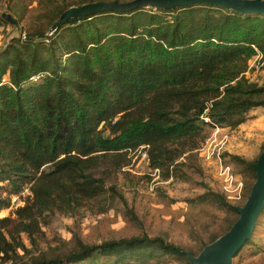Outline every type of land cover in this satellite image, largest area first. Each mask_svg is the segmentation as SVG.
Returning a JSON list of instances; mask_svg holds the SVG:
<instances>
[{
	"label": "trees",
	"instance_id": "16d2710c",
	"mask_svg": "<svg viewBox=\"0 0 264 264\" xmlns=\"http://www.w3.org/2000/svg\"><path fill=\"white\" fill-rule=\"evenodd\" d=\"M98 1L41 0L55 9L53 33L29 32L0 49V212L30 193L15 216L0 218V264H79L95 255L114 257L111 264L189 260L181 246L148 234L42 249V222L47 212L76 213L103 196L95 172L104 163L127 166L145 146L150 166L170 171L199 148L204 116L239 124L245 117L230 116L264 105L255 99L262 88L240 81L264 51V13L193 4L59 22L69 8ZM235 92L241 98L228 95Z\"/></svg>",
	"mask_w": 264,
	"mask_h": 264
},
{
	"label": "rangeland",
	"instance_id": "374dc122",
	"mask_svg": "<svg viewBox=\"0 0 264 264\" xmlns=\"http://www.w3.org/2000/svg\"><path fill=\"white\" fill-rule=\"evenodd\" d=\"M53 10L41 0H0V49L16 38L27 37L29 32L41 30L50 35ZM4 13L16 22L3 18ZM240 81L247 84L246 89L250 85L262 88L254 95L255 99L264 98V51L259 50L249 59ZM228 95L242 96L237 92ZM240 110L241 115L230 116L231 120L245 117L239 124L205 121L208 123L204 124L199 148L187 158L181 157L170 171L157 172L148 159L141 157L140 150L130 153L127 166L104 163L95 172L106 184L104 195L87 202L76 213L47 212L39 247L62 250L77 238L101 244L148 234L198 255L239 218L237 207L244 205L255 181L245 161L254 164L264 150V105L249 108L243 116L245 107ZM228 172L234 177L231 183L226 181ZM29 195L26 189L13 196L11 206L0 212V218L14 214ZM23 237L31 248L28 236ZM113 260L114 257L95 255L79 264H111ZM148 264L191 263L187 258L163 256ZM232 264H264V211L251 242Z\"/></svg>",
	"mask_w": 264,
	"mask_h": 264
},
{
	"label": "water",
	"instance_id": "95a60500",
	"mask_svg": "<svg viewBox=\"0 0 264 264\" xmlns=\"http://www.w3.org/2000/svg\"><path fill=\"white\" fill-rule=\"evenodd\" d=\"M193 4L216 5L244 14L264 13V0H132L130 2L98 1L69 8L59 22L70 18H83L110 11H130L138 7L176 9ZM3 17L15 23L8 13ZM53 29V27H52ZM256 180L244 205L237 207L239 218L232 227L212 243L206 245L198 255L186 252L191 264H232L234 258L251 238L258 217L264 210V150L253 164Z\"/></svg>",
	"mask_w": 264,
	"mask_h": 264
},
{
	"label": "built area",
	"instance_id": "2783aa9c",
	"mask_svg": "<svg viewBox=\"0 0 264 264\" xmlns=\"http://www.w3.org/2000/svg\"><path fill=\"white\" fill-rule=\"evenodd\" d=\"M52 31H51V33H50V35L53 33V29H51ZM40 76H36V77H34V80H36V79H38ZM203 119L205 120V121H210V118L209 117H207V116H204L203 117ZM145 149V146H142L139 150L142 152V155H141V157H143V158H145V159H147V152L144 150ZM157 171V170H156ZM227 175V182H232L233 181V179H234V177L231 175V173H227L226 174ZM239 187L241 188V183L239 184Z\"/></svg>",
	"mask_w": 264,
	"mask_h": 264
}]
</instances>
